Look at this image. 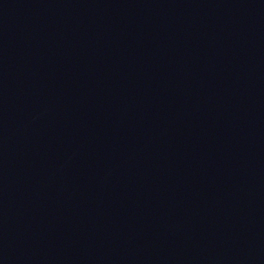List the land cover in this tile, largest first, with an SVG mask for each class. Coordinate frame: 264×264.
Returning <instances> with one entry per match:
<instances>
[{"label": "water", "instance_id": "95a60500", "mask_svg": "<svg viewBox=\"0 0 264 264\" xmlns=\"http://www.w3.org/2000/svg\"><path fill=\"white\" fill-rule=\"evenodd\" d=\"M0 264H264V0H0Z\"/></svg>", "mask_w": 264, "mask_h": 264}]
</instances>
